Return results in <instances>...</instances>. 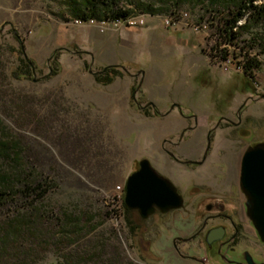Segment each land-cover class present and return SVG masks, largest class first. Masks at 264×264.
Listing matches in <instances>:
<instances>
[{
    "label": "rangeland",
    "instance_id": "rangeland-1",
    "mask_svg": "<svg viewBox=\"0 0 264 264\" xmlns=\"http://www.w3.org/2000/svg\"><path fill=\"white\" fill-rule=\"evenodd\" d=\"M235 1L121 0L129 15L154 18L141 29L114 31L78 25L72 0H0V141L22 150L20 161L0 162L18 174L14 193L0 205V264H198L180 256L206 257L198 241L178 244L177 251L154 240L148 254L141 252L124 225L122 205L105 195L124 186L144 159L165 176L163 142L186 125L177 110L166 115L172 104L199 121L179 149L182 159H201L207 131L221 115L233 118L242 109L240 128L214 132L201 171L175 177L182 190L194 183L214 192L228 191L226 182L238 188L244 151L264 142V24L240 29L230 51L232 58L260 62L245 75L241 61H222L224 43L212 25L195 33L162 23L173 9L193 18L215 12L220 21ZM22 59L31 64L23 78ZM111 66L121 75L102 85L97 79L104 76L96 74ZM43 180L50 185L43 198L25 196L26 185ZM237 196L239 208V189ZM241 216L237 223L252 236L245 241L242 235L240 246L250 243L264 260V245ZM231 258L239 259V252Z\"/></svg>",
    "mask_w": 264,
    "mask_h": 264
},
{
    "label": "flooded vegetation",
    "instance_id": "flooded-vegetation-1",
    "mask_svg": "<svg viewBox=\"0 0 264 264\" xmlns=\"http://www.w3.org/2000/svg\"><path fill=\"white\" fill-rule=\"evenodd\" d=\"M111 67L116 68L115 66ZM108 68L103 69L96 75H111ZM133 102L139 106L136 101ZM172 106L166 115L177 110L180 117L186 122V125L180 130L177 137L171 135L163 142L162 150L167 156L168 163L165 176L158 173L152 165L151 167L159 176L167 179L174 186L177 194L182 198L183 205L181 208L171 209L167 212H162L157 207H154L152 215L147 219H143L139 210L129 209L123 201L121 216L125 227H127L132 235H136L137 243L135 246L141 252L148 254L154 240L169 243L177 251L178 244L186 245L198 241L199 245L196 249L200 252L201 246H203L207 253L206 257H180L195 260L198 264H250L246 258H249L251 263H263L264 260L259 259L255 255V252H257L256 248H249L251 247L249 242V244L246 243L244 246H240L239 240L241 236L243 235L245 237V241H249L246 236H252V234L247 231L245 224L241 222L237 223L236 220L237 214L240 216V221L243 220L242 213L247 218L245 203L241 207L236 208L235 202L238 198L237 189H239V186L238 188H234L231 185L232 183L226 182L225 188H228V191L214 192L211 189L203 190L200 185L198 186V184L194 183L191 186H187L185 190H182L181 185L183 183H177L175 180L176 176L183 178L186 174H195L201 171L208 162L209 152L214 141V132L222 128V126L224 129L232 132L240 128L242 122L240 113L242 109L235 113L233 118H230V113L221 115L215 126L207 131L204 139L205 149L202 152L201 159H182L180 157L183 154L179 149L181 150L183 145L189 141V134L197 130L199 121L195 115L186 114L180 105L172 104ZM151 107H153L152 104ZM196 136L197 134L194 135V137ZM141 161L135 163L129 177L140 170ZM220 167L223 169L224 165L222 164ZM129 177H127V180ZM127 180L123 186L124 197L126 194ZM234 194H236V197H234ZM184 215L192 216L193 218L188 220V217ZM195 222L197 225L193 229L188 230L187 227L193 225ZM249 224L252 226L250 222ZM168 226L171 228L166 230L165 228ZM173 226L177 227L172 228ZM217 230H223L222 239L209 245L207 242L209 233ZM258 246L260 245L258 244ZM236 251L239 252V259L237 260L231 258V255Z\"/></svg>",
    "mask_w": 264,
    "mask_h": 264
},
{
    "label": "water",
    "instance_id": "water-1",
    "mask_svg": "<svg viewBox=\"0 0 264 264\" xmlns=\"http://www.w3.org/2000/svg\"><path fill=\"white\" fill-rule=\"evenodd\" d=\"M238 186L246 206L247 219L264 245V142L252 144L244 151ZM124 202L129 209L139 210L143 219L152 215L154 207L167 212L183 205L174 186L159 176L146 159L140 162V170L128 178ZM222 237L223 230L213 231L209 233L207 242L211 245ZM246 260L256 264L251 263L249 258Z\"/></svg>",
    "mask_w": 264,
    "mask_h": 264
},
{
    "label": "trees",
    "instance_id": "trees-1",
    "mask_svg": "<svg viewBox=\"0 0 264 264\" xmlns=\"http://www.w3.org/2000/svg\"><path fill=\"white\" fill-rule=\"evenodd\" d=\"M73 6L71 9L72 17L76 20H93L100 21L106 19L121 20L127 18L129 12L122 10L121 0H72ZM264 0H236L235 3L227 6L225 14H223L220 22L219 32L223 41L232 42L238 38V31L242 28H247L251 24H264ZM260 3V4H259ZM94 21V20H93ZM242 23V25L240 24ZM256 40V39H255ZM24 75H27L31 64L22 59ZM260 67V62L255 58H247L244 60V74L251 75L253 71ZM111 75L97 79L102 85H110L114 80L121 75L118 69L114 67L108 68ZM18 149V150H17ZM20 146L18 143L11 141H0V162L20 161L21 160ZM18 180V174L9 172V170L0 166V205L7 199H10L14 193L13 184ZM49 182L43 180L33 186H25V196L43 198L49 190Z\"/></svg>",
    "mask_w": 264,
    "mask_h": 264
},
{
    "label": "built area",
    "instance_id": "built-area-1",
    "mask_svg": "<svg viewBox=\"0 0 264 264\" xmlns=\"http://www.w3.org/2000/svg\"><path fill=\"white\" fill-rule=\"evenodd\" d=\"M154 18L153 16H146V15H138V16H131L127 15V22H119L117 19H106L102 20L99 23L93 21V20H79L77 21V24L80 26L84 25H98L101 29L107 30L112 29L114 31H118L124 27L127 28H134V29H141L144 28L148 21L150 19ZM219 17L215 12H208L206 15L200 16V17H191V15L188 12H184L179 9H173L169 12L168 15L164 16L162 18V23L164 26L168 28H186L189 29L195 33H202L207 32L210 25L213 26V29L218 30L220 28L221 22L219 21ZM220 35V32L219 34ZM221 36V35H220ZM238 39V38H237ZM232 42H226L223 41L224 46L222 47V50L220 53L222 61L225 63L226 66L232 65L236 60L241 61L238 62V69L244 71V60L243 57H231L230 51L234 48L235 41ZM105 197L108 199V201L113 206H119L122 205L124 201L123 196V186L118 185L114 188L111 195H105ZM118 218V210H113L112 212V219L115 220Z\"/></svg>",
    "mask_w": 264,
    "mask_h": 264
},
{
    "label": "bare ground",
    "instance_id": "bare-ground-1",
    "mask_svg": "<svg viewBox=\"0 0 264 264\" xmlns=\"http://www.w3.org/2000/svg\"><path fill=\"white\" fill-rule=\"evenodd\" d=\"M119 22H127V18L123 19V21L118 20ZM240 24L242 25V23L240 22Z\"/></svg>",
    "mask_w": 264,
    "mask_h": 264
}]
</instances>
